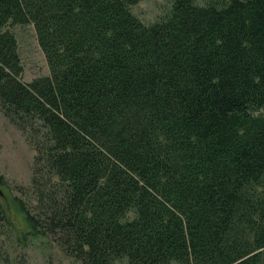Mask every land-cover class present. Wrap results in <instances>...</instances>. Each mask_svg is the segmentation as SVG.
Returning <instances> with one entry per match:
<instances>
[{
  "label": "trees",
  "instance_id": "trees-1",
  "mask_svg": "<svg viewBox=\"0 0 264 264\" xmlns=\"http://www.w3.org/2000/svg\"><path fill=\"white\" fill-rule=\"evenodd\" d=\"M142 1L0 0V114L34 150L21 244L264 264V0H166L147 24ZM27 25L48 74L24 82Z\"/></svg>",
  "mask_w": 264,
  "mask_h": 264
},
{
  "label": "rangeland",
  "instance_id": "rangeland-1",
  "mask_svg": "<svg viewBox=\"0 0 264 264\" xmlns=\"http://www.w3.org/2000/svg\"><path fill=\"white\" fill-rule=\"evenodd\" d=\"M166 7V0H145L134 6L132 12L147 24L157 20ZM11 30L18 43L22 81L47 75L33 26H14ZM33 157L34 150L24 134L0 114V204L11 225L0 237V264H81L40 240L27 239L21 244L28 226L14 199L20 198L19 187L30 184Z\"/></svg>",
  "mask_w": 264,
  "mask_h": 264
},
{
  "label": "water",
  "instance_id": "water-1",
  "mask_svg": "<svg viewBox=\"0 0 264 264\" xmlns=\"http://www.w3.org/2000/svg\"><path fill=\"white\" fill-rule=\"evenodd\" d=\"M1 194V193H0Z\"/></svg>",
  "mask_w": 264,
  "mask_h": 264
}]
</instances>
